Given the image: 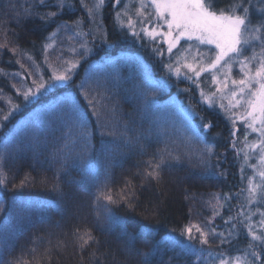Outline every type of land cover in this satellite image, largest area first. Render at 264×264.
Listing matches in <instances>:
<instances>
[{
    "label": "trees",
    "instance_id": "1",
    "mask_svg": "<svg viewBox=\"0 0 264 264\" xmlns=\"http://www.w3.org/2000/svg\"><path fill=\"white\" fill-rule=\"evenodd\" d=\"M108 4L103 49L83 65L86 74L29 103L12 87L16 61L31 57L43 67L45 45L58 41L52 33L67 16L41 19L57 11L51 1L0 0V69L8 74H0V264H202L192 250L200 243L181 231L210 220L215 195L245 188L239 164L224 155L225 117L201 102L187 75L153 74L175 61L177 47L168 56L163 44L133 36L112 16L131 18L140 32L137 9L127 16ZM180 119L191 132L176 128ZM161 156L159 179L147 178L148 162ZM77 229L94 237L83 249Z\"/></svg>",
    "mask_w": 264,
    "mask_h": 264
},
{
    "label": "snow or ice",
    "instance_id": "2",
    "mask_svg": "<svg viewBox=\"0 0 264 264\" xmlns=\"http://www.w3.org/2000/svg\"><path fill=\"white\" fill-rule=\"evenodd\" d=\"M45 0H40L41 4H44ZM116 4H120L121 0H115ZM80 4L87 10V15L91 18L92 23L96 25L97 29L101 32L102 38L105 36L102 21V9L105 5V0H92L91 5L80 0ZM57 11H50L41 16V19L47 21L50 18H55L59 13L63 12L65 8V0H57ZM151 8V12L145 14L144 9ZM259 13V16L254 19V12ZM126 15V13H125ZM137 17L141 18L140 32L135 31L136 21L131 18L128 19L127 27L132 32V35L139 37L140 33L146 34L150 40H156L160 37L163 42L167 43V51L172 52V49L176 47L181 39L195 40L198 44L214 45V55L209 59L207 65L197 69L191 64L185 65L195 73V76H199L201 72L211 71L221 65L226 70H231L233 63H238L242 78L239 80H232L231 83L235 85V89L231 92V97L235 100V104L230 101V107L241 105L246 106V111L243 115V119L247 122V127L252 132L258 134V140L254 143L246 145L250 149L259 150V167L253 165L259 180L256 181V176L249 178L247 197L245 203L242 204L235 216H230L225 223H232L228 229L227 237L223 232L217 233L216 227L212 224V220L216 216L221 214V209L225 207L227 201L232 197L229 194H225L223 197L215 195L212 201H209L210 206L213 209V215L209 221H207L204 227L200 225H188L181 231V235H187L189 240H196L201 245H210V237L218 239L221 245L230 244L235 236V230L237 225H243L246 229L248 236L251 237V241L247 244L248 251L243 255L229 256L224 253L217 254L218 264H264V260L261 259V251H257L259 247L264 250V211L259 208L260 219L258 221L259 227L255 228L251 223V214H245L244 210L247 208L251 213V205L257 202V193L259 192V198L261 202H264V0H257L256 3L253 0H227V3L220 6L219 0H140V7L136 11ZM121 13L116 12V18L120 21ZM99 20V22H97ZM123 24V21H120ZM144 23L153 25L150 29L144 27ZM76 26L79 27V22H76ZM60 27L69 29L68 23L62 24ZM166 27V31H163ZM60 28L58 27L57 31ZM56 33H52L55 36ZM6 47L5 44H0V48ZM51 47V45H45V48ZM85 47V45H82ZM15 55H22V52L17 49H11ZM158 55H162L163 52L160 49H155ZM29 60H32L29 57ZM20 64L21 72L14 73V76H20L26 79L28 76L33 75V71L39 74V79H32L31 84L33 87L22 85L17 88L15 84L12 87L17 93L23 96L25 101L35 97L41 89L50 86L48 81L42 78V71L40 65L33 61V71H29L25 68V65ZM45 63H48L47 57ZM65 67L60 69H53L52 75L49 77L50 81L66 82L71 79V72L75 67L70 61L64 62ZM51 67V65H49ZM168 70L173 71L172 65H168ZM175 73L179 75L180 69H174ZM0 74L8 75L0 69ZM187 79L195 80L189 76ZM203 96V93L201 94ZM239 96L240 99H236ZM208 103L211 105L213 100L207 98ZM91 104V101H89ZM11 104V101H9ZM20 105H13L12 111L17 110ZM221 108L224 105H220ZM8 115H11V111ZM8 116H4L6 120ZM86 127V125H83ZM205 128H210L211 123H205ZM233 142V148H235ZM207 154L213 152L212 146H205ZM245 153V158H247ZM178 159V158H177ZM166 163L165 157L161 156L159 160L155 162L149 161L148 167L151 171L145 173L147 178L159 179L160 170L162 165ZM223 175V173H221ZM255 181V182H254ZM6 183V177L0 175V184ZM104 199L110 203H115L113 196L108 194L104 196ZM131 206V205H130ZM243 215V220L240 219ZM248 221V223H244ZM78 240L81 241L80 247L83 249L90 241H94V237L90 231L84 230L82 233L80 229L76 230ZM195 233V234H194ZM259 233V234H257ZM35 252V249L32 250ZM212 255V253H209ZM250 257V258H249ZM16 264H26L25 261L18 260ZM39 264V261H37Z\"/></svg>",
    "mask_w": 264,
    "mask_h": 264
},
{
    "label": "rangeland",
    "instance_id": "3",
    "mask_svg": "<svg viewBox=\"0 0 264 264\" xmlns=\"http://www.w3.org/2000/svg\"><path fill=\"white\" fill-rule=\"evenodd\" d=\"M45 1H51L54 6L57 2V0ZM110 1L111 0H105V5L109 2V9L114 7L116 4L115 0H112L111 4ZM85 2L91 5L92 0H85ZM256 2L257 0H255V3ZM117 5L122 7L123 13H126V15L128 16L132 14L131 12L133 10H136L140 7V0H121V3ZM144 12L145 14L151 12V8H145ZM58 15L61 17L64 15L67 16V18H65L66 20H60V22L63 21L62 24H64L65 22L68 23L69 29H64L63 27H60L62 24L57 26L55 33L58 34L59 39L58 41H55L47 51L46 57L48 63H45L43 67H40L42 71V78L45 81H48L50 86L41 89L35 97L29 99V103L32 102L33 99L36 100L40 98L42 95L48 96L49 94L56 92L59 87H63L64 85L72 82L77 76V74H80L83 70V65L86 64L92 57H94L100 49H103L100 48L102 45H99L101 43L100 41H103L99 40L101 37V33L97 29L96 25L92 23L91 18L87 15V10L83 8L80 4V0H65V8L63 12L59 13ZM258 15L259 13H257V16ZM112 17L118 23L119 26L127 28L128 21H126L125 18L122 17V20L120 19V21H123V24H121L120 21L117 20L115 14ZM76 22H79V27L76 26ZM97 22H99V20ZM143 26L150 29L153 25L144 23ZM58 27L60 28L59 31H57ZM162 30L166 31L167 29L165 27ZM140 34H143V36H147L144 33ZM150 42L155 43L156 45L163 44V48L167 50V43L163 42L160 37H157L156 40H152ZM82 45H85L86 48L82 47ZM181 45H183V47L180 48ZM176 47L177 50L175 53H173L175 61L169 62L167 63V65L163 64L159 70L153 71V74H175L174 77H176L178 75L175 73L174 69L179 68V74H185L188 77H193V79L195 80V82L191 80L193 85L198 86L200 95L203 93V96L201 95L200 97L201 102L210 108L215 109L216 107L215 110L219 111V113L225 117V121L227 122V126L229 129V131H227L228 137L226 139V145H228L229 148L227 152L224 153V155L229 154V160L236 164H239V178L241 180L242 186H244L245 188L243 190H239L237 194L231 195L232 198L225 204L227 206L225 208L228 212H226L222 220L218 215L215 217L214 220L211 221L212 224L216 227L217 233L223 232L227 237L228 229L234 222L230 221L229 223H225L224 221L228 220L230 216H235L240 206L245 203L247 191L244 190L248 188L249 178L256 176V181L259 180L255 168L252 167L253 165L259 167V150H253L246 146L256 142L258 140V134L252 132V130L247 127V122L242 118L245 111L247 110L246 106L243 105V101H241V105L230 107V101L235 104V100L231 97V92L236 87L231 83V81L241 79L242 74L240 72V67L238 63H233L232 68L229 71L223 67V62H221V65L217 66L216 69L201 72V74L197 77L195 76V73L185 65L191 64L197 69L207 65L209 59L212 58L214 55L213 50L215 49V46L198 44V42L195 40L181 39ZM176 47L172 49V52L175 51ZM166 54L170 56V53L168 51ZM19 60L22 64L25 65L26 69H28L29 71H33V61L21 57ZM66 61H70L75 64V67L71 72V79L66 82L50 81L49 77L52 75L53 69L62 70L63 67L67 66L64 63ZM92 63L89 64L88 69L92 68L90 67ZM169 64H171L173 68V71L171 72L168 70ZM49 65H51V67H49ZM17 72H21L23 75V70L20 68V64L18 66ZM81 74L86 73L82 72ZM89 74L92 73L90 72ZM148 74H151L150 70H148ZM17 78L19 82V85L17 86L18 88L22 87V85L33 87V85L31 84L32 79H39L40 76L39 74L33 71V75L28 76L26 79L22 80L20 76H17ZM163 79L164 81L162 82L166 85L165 80L167 79ZM206 97L211 98L213 100V103L211 105L208 103ZM190 98L192 100V97ZM236 99H240V97L237 96ZM220 105H224V107L221 108ZM189 111L193 117L197 116V113L194 111L193 108H189ZM187 120L190 119L187 118ZM184 127H188L190 132L193 129V126L191 128L190 123L187 124L185 121H183V119H180V121L177 122L176 128L182 130L184 133L187 134V130ZM233 142L236 145L235 148H233ZM245 153L248 154L247 158H245ZM223 159L226 158L224 157ZM250 207L251 213H249V210L247 208L244 210V212L245 214H251V223L255 228H258V221L260 219V216L259 212H257V209L259 208L261 210L262 207H264V202L260 201L259 192L257 193V202H254ZM240 219L243 220V215H241ZM194 223H197V221H194ZM244 223L246 224L248 223V221H245ZM241 226L243 227V225ZM250 241L251 237L248 236L247 231H242L237 225V228L235 230V236L230 244L221 245L218 239H213L210 237V247L208 245L198 244L196 245V247H193L192 250H195V252L198 254L200 259L202 260V264H218L217 254L224 253L225 255L229 256L243 255L248 251L247 244ZM256 250L261 251L259 250V247H257ZM263 251H261L262 260H264ZM209 253H212V255H209Z\"/></svg>",
    "mask_w": 264,
    "mask_h": 264
}]
</instances>
